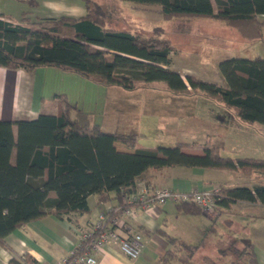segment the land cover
Here are the masks:
<instances>
[{"label":"trees","instance_id":"1","mask_svg":"<svg viewBox=\"0 0 264 264\" xmlns=\"http://www.w3.org/2000/svg\"><path fill=\"white\" fill-rule=\"evenodd\" d=\"M27 1L33 6L39 4V0ZM82 1L87 10L83 16H24L20 23L0 16V65L26 70L56 66L96 83L130 91L144 83L163 81L176 94L203 91L234 108L243 120L264 124L263 54L220 60L225 84L183 75L170 67L171 54L177 47L168 37L167 27L134 30L129 26L133 22L126 25V18L122 22L123 18L115 13V0ZM124 1L136 9H156L167 20H219L234 29L240 39L264 43V0H215L216 7L212 0ZM110 15L115 25H107ZM75 109L63 96L55 114L40 113L31 120L0 118L1 244L15 229L48 214L63 217L71 212H89L88 198L92 194H98L99 203L116 198L118 204H123L124 196L137 190L138 178L152 167L239 169L245 175L264 171V158L223 154L218 141L179 140L156 149L138 148L137 128L105 130L98 124L79 122L72 116ZM116 141L135 150L120 151ZM186 148L204 152L188 153ZM214 199L215 209L238 200L264 204V182L254 188L220 186ZM175 204L184 213L203 212L192 202ZM205 239L197 244L182 242L186 247L182 253L177 252L179 246L168 249L157 264H168L177 254L182 264L193 263ZM220 253L230 258L229 264H259L253 243L242 246L233 240ZM26 257L34 263L31 256ZM204 258L216 263L208 255Z\"/></svg>","mask_w":264,"mask_h":264},{"label":"crops","instance_id":"2","mask_svg":"<svg viewBox=\"0 0 264 264\" xmlns=\"http://www.w3.org/2000/svg\"><path fill=\"white\" fill-rule=\"evenodd\" d=\"M212 1L216 7L215 0ZM86 12L82 0H39L36 6L27 0H0V16L19 23L24 16L34 19L57 17L62 14L83 16ZM193 19L198 20L195 26L198 31H207L208 28L212 26L217 28L216 24L218 25L199 18ZM223 29L218 32H223ZM201 33L198 38H205L206 34ZM170 67L175 69L173 52ZM176 70L181 72L179 69ZM181 73L191 74L188 71ZM88 94H92L90 97L92 103L87 102ZM61 95L66 96L69 102L76 106L72 116L79 122L98 124L101 127L105 125L102 116L105 118L108 114V86L56 66L46 65L26 70L0 65L2 119L31 120L36 119L40 113L55 114L63 97ZM124 121L126 120L109 121L108 130L137 128L136 125L141 123V120H127L128 122L124 124ZM254 125L258 127L257 134L264 136L261 132V129L264 130V124ZM115 146L120 151L135 150L122 141H116ZM188 149L185 150L188 153L204 152L200 148ZM258 152L256 150L251 153L253 155L246 156L264 158V153ZM235 180H238V183H235ZM137 182V185H147L151 189L169 187L180 191L238 185H249L254 188L264 182V171L245 175L239 169L152 167L146 170ZM50 195L54 197L55 193L51 192ZM117 201L114 198L99 203L98 194H92L88 198L89 212H71L63 217L48 214L26 223L8 234L5 237V244L0 243V264H16L21 254L31 256L34 259L33 264H53L67 256L77 245L82 233L92 228L99 214L117 205ZM97 208L98 211L91 216L92 211ZM125 219L130 229L142 234L144 241L142 253L137 258H131L121 250L119 242L114 241L100 250L95 264H157L165 257L168 249L179 246L177 252L182 253L186 248L181 245L182 242L197 244L205 236L206 239L196 250L194 262L191 264H229L230 258L223 257L220 249L233 240H237L242 246L245 243H253L259 264H264V204L260 202L238 200L228 207L217 208L210 214L184 213L174 202H167L153 205L148 209L141 208L135 216H126ZM171 238H175L176 241H171ZM200 250L203 254L200 260H196ZM205 255L212 257L216 263L207 262ZM176 256L168 264H182Z\"/></svg>","mask_w":264,"mask_h":264},{"label":"rangeland","instance_id":"3","mask_svg":"<svg viewBox=\"0 0 264 264\" xmlns=\"http://www.w3.org/2000/svg\"><path fill=\"white\" fill-rule=\"evenodd\" d=\"M114 5L116 7L112 8L123 18L121 21L126 18V25L133 22V26H129L134 30L150 29L155 25L167 27L170 30L167 35L177 47L173 52V66L183 73L188 71L198 77L225 84L219 68L220 60L231 56L264 55L262 40L240 39L234 29L219 20L199 17L218 25L217 28H208V31H198L196 19L178 17L167 20L156 9H136L124 0H115ZM107 25H115L111 15ZM119 26L122 27V24ZM222 28L223 32H218ZM200 31L206 34L205 38H198L202 34ZM91 95L86 97L88 103L93 102ZM102 118L105 120L102 126L105 130H108L109 121L126 120L125 124L127 120H141L136 125L139 130L138 148L156 149L159 145H174L179 140H212L221 144V151L226 155H253L251 153L256 150L264 153V136L257 134L258 127L254 125L257 122L243 120L234 108L209 97L203 91L180 95L169 90L163 81L144 83L133 91L108 86V114ZM261 132L264 134V130L261 129ZM98 209L93 210L91 216ZM201 254L202 250L195 259L200 260Z\"/></svg>","mask_w":264,"mask_h":264},{"label":"built area","instance_id":"4","mask_svg":"<svg viewBox=\"0 0 264 264\" xmlns=\"http://www.w3.org/2000/svg\"><path fill=\"white\" fill-rule=\"evenodd\" d=\"M136 181V185H137ZM218 188L192 189L180 191L169 187L151 189L147 185H137V190L125 195L123 204L112 206L108 211L101 212L89 231L82 233L77 245L64 258L53 264H95L97 254L106 244L117 241L121 250L131 258H137L143 251V236L130 229L126 216H135L138 211L153 205L167 202L188 203L198 205L203 212L210 214L215 211L214 194ZM26 254L18 260L21 264H31Z\"/></svg>","mask_w":264,"mask_h":264}]
</instances>
